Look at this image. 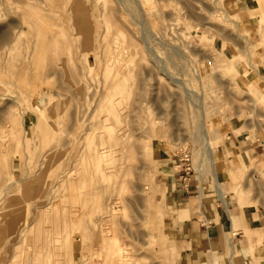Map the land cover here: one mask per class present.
I'll use <instances>...</instances> for the list:
<instances>
[{
  "label": "rangeland",
  "instance_id": "rangeland-1",
  "mask_svg": "<svg viewBox=\"0 0 264 264\" xmlns=\"http://www.w3.org/2000/svg\"><path fill=\"white\" fill-rule=\"evenodd\" d=\"M239 1L72 0L74 26L53 0H0L21 29L0 41V264H172L181 206L217 226L224 198L264 207V0Z\"/></svg>",
  "mask_w": 264,
  "mask_h": 264
},
{
  "label": "crops",
  "instance_id": "crops-1",
  "mask_svg": "<svg viewBox=\"0 0 264 264\" xmlns=\"http://www.w3.org/2000/svg\"><path fill=\"white\" fill-rule=\"evenodd\" d=\"M260 73L264 77L262 65ZM235 130L238 141L226 140L221 146L223 156L237 162L244 135L240 127H235ZM258 154L263 152L260 153L253 147L250 156L255 155L256 158L250 162L257 163L260 159ZM220 173L216 175L221 181L223 175ZM261 174L264 178V170ZM188 188L183 185L182 193L188 192ZM164 192L169 205L174 204V196L166 189ZM192 197L193 195L191 200ZM195 197L199 198V195L196 194ZM223 207L224 213L217 211V215L221 213L218 216L219 226L209 220L206 211L196 215L187 209V204L172 214L171 223L180 233L177 245L179 248L170 254L172 264H264V207L258 204L254 209L250 205L239 210L235 206H227L225 198ZM231 212H234L233 220L230 218ZM244 230L252 234L245 237ZM227 231L234 237H228Z\"/></svg>",
  "mask_w": 264,
  "mask_h": 264
},
{
  "label": "bare ground",
  "instance_id": "bare-ground-1",
  "mask_svg": "<svg viewBox=\"0 0 264 264\" xmlns=\"http://www.w3.org/2000/svg\"><path fill=\"white\" fill-rule=\"evenodd\" d=\"M17 1H19L20 3H21V5H22V10H21V12L20 13H38V9L35 7V6H33V7H31V6H29V2H28V0H17ZM135 4H138V3H141L140 1L141 0H132ZM181 1V0H180ZM241 1V0H240ZM240 1H239V3H240ZM151 2V1H150ZM241 4H242V2H241ZM53 7H55L54 8V10L52 11V13H67L68 14V16H66V14L65 15H60L61 17H62V19L63 20H65L66 21V18L67 19H69L72 23L71 24H73L74 26H77L78 24H80V22L81 21H79L78 22V15H77V13H81L80 12V10H79V5H76V4H74V3H72V0H53ZM194 6V5H193ZM196 8V7H195ZM252 9V8H251ZM251 9H249V11H250V17H252L251 15H253V10H251ZM189 10V9H188ZM159 11V10H158ZM157 11V12H158ZM223 11H225V10H223ZM104 12V11H103ZM228 12V11H227ZM225 13H226V11H225ZM150 18V17H149ZM159 18V17H158ZM19 22V24H21V28H22V25H24L23 24V21L22 20H19L18 21ZM258 26V25H257ZM253 27V26H252ZM19 33H21V29L19 28H14V26H9V25H6V27L5 28H3V27H1L0 28V41H2V42H9V43H14V40L16 39V37H17V35L19 34ZM82 36H83V34H82ZM59 37V36H58ZM248 40V39H247ZM47 42L49 43L48 45H49V49H50V51L52 50H54V48H55V46H56V40H54V35H51L48 39H47ZM165 42V41H164ZM110 45H112V44H110ZM170 46H171V44H170ZM118 47V46H117ZM47 50V49H46ZM51 51V52H52ZM55 52V51H54ZM0 53H1V51H0ZM2 54V53H1ZM154 55H155V53H154ZM128 56V54H126L125 52H120L119 53V55H118V58H120L121 60H124L126 57ZM3 61V60H2ZM2 61H0V62H2ZM220 61V60H219ZM124 62V61H123ZM155 62H156V60H155ZM157 65V64H156ZM161 68V67H160ZM159 70V69H158ZM1 72V71H0ZM1 74V73H0ZM174 81V80H173ZM5 82H7V81H5ZM80 82H82V81H80ZM178 82L180 83H182V81H179L178 80ZM180 83V84H181ZM5 88V87H4ZM88 92V91H87ZM100 93V92H99ZM101 94V93H100ZM103 94V93H102ZM102 94H101V96H102ZM99 97V96H98ZM96 105V104H95ZM134 110V109H133ZM132 111V110H131ZM42 114V113H41ZM114 136H117V134L116 135H114ZM1 137V136H0ZM114 138H116V137H114ZM97 139V138H96ZM118 139V138H117ZM121 143V142H120ZM110 146H108L107 144L104 146V147H100V148H98V149H94V151H93V153H95L94 155L96 156V158L97 159H99V158H102L104 155H106L107 154V152H108V150H110V148H109ZM118 150V149H117ZM212 151L208 148V147H206V149H205V153H206V155H211L212 153H211ZM98 166H100V163H99V165ZM97 169H99V167L97 168ZM93 170H96V168H93ZM73 171V170H72ZM214 173H213V175L216 177V175H215V171L214 170H212ZM217 182V184H216V191H217V193L220 195V196H222V195H224L223 193H222V190H221V184H218V181H216ZM68 186H69V184H68ZM71 186V185H70ZM75 192V191H74ZM70 193V192H69ZM113 210V209H112ZM113 215V212L111 211V212H109V213H106L105 214V220H108V219H110L111 218V216ZM98 231V230H97ZM100 231V230H99ZM97 233H99V232H97ZM98 236V235H97ZM96 245V244H95ZM81 249V248H80ZM122 249V247H120V250ZM123 250V249H122ZM121 250V251H122ZM81 251V250H80ZM116 251V250H115ZM70 253V252H69ZM76 253H78L77 251H76ZM117 253V252H116ZM115 255H117V254H115ZM127 256V255H126ZM127 257H125V259H126ZM124 259V260H125ZM128 259V258H127ZM86 260H88L87 258L86 259H83V263L82 264H85V263H87L86 262ZM122 260H123V258H122ZM126 261V260H125ZM123 262V261H122ZM25 263V262H24Z\"/></svg>",
  "mask_w": 264,
  "mask_h": 264
},
{
  "label": "built area",
  "instance_id": "built-area-1",
  "mask_svg": "<svg viewBox=\"0 0 264 264\" xmlns=\"http://www.w3.org/2000/svg\"><path fill=\"white\" fill-rule=\"evenodd\" d=\"M183 156L184 157H181V159H180L182 161L181 165L183 166L181 171L188 173L190 170L189 166L187 165V161H188V157H189L188 153H185Z\"/></svg>",
  "mask_w": 264,
  "mask_h": 264
}]
</instances>
